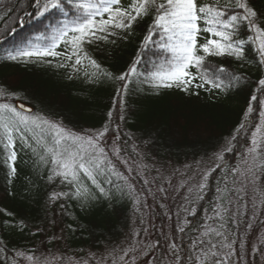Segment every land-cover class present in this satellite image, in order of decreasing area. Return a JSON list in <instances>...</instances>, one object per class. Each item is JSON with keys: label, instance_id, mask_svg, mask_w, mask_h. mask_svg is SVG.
<instances>
[{"label": "rangeland", "instance_id": "obj_1", "mask_svg": "<svg viewBox=\"0 0 264 264\" xmlns=\"http://www.w3.org/2000/svg\"><path fill=\"white\" fill-rule=\"evenodd\" d=\"M220 2L223 4L225 0ZM130 3L131 0H122L123 6ZM147 18L148 16L133 25V34L127 40L115 38V44L101 41L91 46L86 45L85 50L102 69L115 75L126 72L128 65L136 59L142 41L147 35L149 25ZM65 50L64 44L56 49L58 52ZM147 50L149 54L157 52L152 45H149ZM255 52L253 50L254 55ZM156 59L157 56L152 53L151 60ZM15 62L12 61V71L15 73L20 71L19 75L25 77L30 86V94L23 103L30 106L33 112L28 114L19 111L22 115L30 118L39 116L62 124L79 134L95 133L107 126L108 130L99 143L105 149L103 167L104 174L107 173L109 179H99V176L97 178L101 182L112 181L111 184L103 183L105 189H115L118 194L126 195L124 201L128 204L132 216L127 219L121 212L122 220L124 222L128 220L127 231L115 244L103 243L101 248L93 246V244L98 246L95 243L96 232L93 235L89 228H75L72 225L69 227V218L65 224L64 216L71 209L68 207V196L51 199L53 193L62 191H57L61 184L59 177L51 182L47 179L50 174L49 169L52 167L50 159L48 164H44L39 160V156L20 140L23 136L35 147L32 137L34 134L39 135L40 130L37 129L34 133L31 126L25 128L20 125V131L14 133L17 152L16 173L11 176L9 191L0 193V201L4 200L0 203V219L3 221L0 223V264H101V262L102 264H181L184 257L187 264H216V261H220L221 264H264V158L258 153L253 161L247 152L251 145V133L255 131V125L260 124L261 121L250 127L249 136L245 138L236 159L231 163L226 160V155L233 150V140L242 124L246 109L240 87L219 90L206 85V88H201L205 94L203 97L205 104L211 107L210 110L220 109L231 118L230 120L235 118L236 127L235 129L233 127L232 131L219 135L221 129L219 132L218 130L210 132L209 127L203 126L208 137L201 135L199 139H195V135L189 134V136L185 135V139L181 129L184 123L179 126V123L173 120L165 124L164 138L160 140L153 138L149 133L152 127H149L146 130L143 128L146 132L145 135L142 134L144 140H140L138 131L132 130L127 124L126 97L124 96L122 110L117 104L116 89L119 82L113 80L114 93H112L110 109L104 116L105 120L99 122L95 128H89L86 125L68 123L64 115L57 118L51 112H45L43 101L34 92L36 82L42 72L47 70L57 72L60 77L72 71L73 77L67 81L75 80L83 85L106 87L111 79L100 77L93 81L89 76L87 78L83 68L77 72L70 67L74 59L64 61L62 57H47L39 61ZM62 62L66 64L65 67L58 66ZM83 63L87 65L86 60ZM234 64L233 67L239 73L254 75L259 72L256 62L255 65L249 66L242 60L235 59ZM138 67L140 68V65ZM151 68L148 67L146 70ZM88 71L94 69L89 67ZM137 77L130 78L129 86ZM138 81L140 82L141 79ZM195 92H197L196 88L190 89L188 93L170 89L169 96L173 99L182 94L201 95L199 92L198 95L193 94ZM22 93L24 92L11 90L13 95ZM109 112H112L111 118L108 116ZM121 114L123 119H120ZM152 124L154 123L151 122L149 126ZM108 132H112L113 138ZM43 135L50 138V130L45 128ZM216 135L218 137L211 147L199 151L200 144H207L209 137ZM113 140L120 148L119 157L113 154ZM184 142L187 146H183L181 150L189 147L188 157L183 160H179V157L170 159L169 153L173 147L177 148ZM162 144L165 145L164 149L161 148ZM1 145L0 158L7 156L3 143ZM38 151L43 154L42 149ZM184 154L186 157L187 153ZM36 160L37 163H34ZM108 161L115 165V172L122 173L126 180L114 174ZM249 168L251 171H248ZM21 169H25L28 175L35 174L39 182L51 184L46 196L49 201L39 215H34L30 200L16 201V187L17 182L20 181ZM113 178L120 184L119 186L113 183ZM88 184L91 187L90 181ZM129 185L132 187L130 188ZM74 191V188L68 187L70 194ZM212 192L213 203H209L205 208L200 207L201 201L207 194L211 196ZM96 200L103 203L105 198L100 197ZM96 200H87L79 205L82 207L83 204L95 203ZM55 208L56 211H52ZM32 212L33 214H30ZM173 244L175 248L172 247ZM229 244L231 248L227 247ZM29 257L32 259H28Z\"/></svg>", "mask_w": 264, "mask_h": 264}, {"label": "snow or ice", "instance_id": "obj_2", "mask_svg": "<svg viewBox=\"0 0 264 264\" xmlns=\"http://www.w3.org/2000/svg\"><path fill=\"white\" fill-rule=\"evenodd\" d=\"M35 7L37 17L59 13L66 19L60 22L59 27L53 28L49 45L17 49L7 54V60L30 62L47 57H62L64 61L74 59L70 67L77 72L83 68L85 75L93 81L106 77L119 82L116 94L121 110L132 76L142 75L144 79L140 83L148 84L156 94L161 89L173 88L188 93L192 88H206V85L225 90L236 86L242 77L229 74L223 66L214 67L206 62L207 58L229 56L241 60L245 55L246 44L257 52L259 65L264 67V13L258 14L250 0H225L223 4L220 0H131L127 6L122 5V0H35ZM146 16L152 17V23L148 26L141 48L147 49L152 45L157 49L154 53L157 59L152 61L150 70L137 72L143 59L142 53H138L126 72L115 75L102 69L85 50L86 45L91 46L101 41L115 44V38L127 40L133 34V25ZM241 29L250 35L241 38ZM61 44L66 46V50L56 51ZM85 60L87 65L83 63ZM58 66L65 67L66 64L62 62ZM89 67L94 71L89 72ZM259 85L264 91V78L259 80ZM251 100L257 101L258 97L252 95ZM259 103L264 108V100ZM253 111L249 104L245 115ZM108 116L111 118L112 112ZM260 117L261 123L255 125V131L251 133V145L247 149L253 161L258 153L264 158V110L260 111ZM123 118L121 114L120 119ZM20 125L25 128L31 126L34 133L37 129L40 130L39 135L34 134L32 137L35 147L23 136L20 140L44 164H48L50 159L52 167L47 177L49 181L59 177L61 183L74 188L72 198L85 201L100 197L111 199L110 190L105 189L103 183L111 184L112 181L101 182L97 178L104 175L105 171L103 165L106 153L99 142L105 136L107 126L95 133L79 134L39 116H24L11 104H0V143H3L7 152L5 162L10 167V176L16 173L14 133L20 131ZM244 126L242 123L240 128ZM45 128L50 130V138L43 135ZM118 138L117 136L116 139ZM38 149H42L43 154ZM119 152L120 148L113 140V154L119 157ZM108 165L114 174L126 180L122 173L115 172V165L111 161H108ZM85 178L91 182V187L85 182ZM67 195L65 192L53 193L51 199ZM172 247L175 248V245ZM227 247L231 248V244ZM28 259L31 260L32 257ZM216 264L221 262L216 261Z\"/></svg>", "mask_w": 264, "mask_h": 264}, {"label": "trees", "instance_id": "obj_3", "mask_svg": "<svg viewBox=\"0 0 264 264\" xmlns=\"http://www.w3.org/2000/svg\"><path fill=\"white\" fill-rule=\"evenodd\" d=\"M250 4L257 10L258 14L264 13V0H250ZM36 10L35 0H0V104L8 103L15 106L14 103L16 101L26 102L30 94L28 81L25 77L19 75L20 71H18L19 73L12 71V61L7 60V54L30 46L46 47L51 43L50 38L53 35V28L59 27L60 22L66 19V17L59 13H49L44 17H37L35 15ZM69 16H71L70 11ZM147 19L149 25H151L152 17L148 16ZM241 32L245 35L250 34L244 29H241ZM242 33L241 38H245ZM251 47L246 44L245 55L241 60L249 66L255 65V62L257 63L259 72L254 75H247L236 71L233 67L235 65L234 57H208L206 61L216 68L223 66L229 74L241 76L242 79L236 86L242 90L241 95L246 103L245 113L249 104L254 109L252 113L248 115L244 113L243 115L242 123L245 126L242 129L238 128V133L233 140V150L226 155V160L229 163L236 159L245 138L249 136L250 127L261 121L260 111L264 110L259 103L260 100H264V91H262V86L259 85V80L264 78V67L259 65V57L256 52L254 55L253 47ZM138 53H142L143 59L139 64L140 68L137 67V70L138 73H144L146 68L152 67L151 54L156 52L149 54L150 52L147 49L140 48ZM13 62L16 63L15 61ZM131 64L128 65L127 70ZM72 74L73 72L69 71L63 77H60L55 71H44L36 82L34 92L43 101L45 112H51L57 118L64 115L68 123L73 122L79 126L86 125L89 128H95L99 125V122L105 120L104 116L110 109L112 93H114L113 80H109V87L83 85V83H78L75 80L67 81L70 77H73ZM86 77L88 78V76ZM140 79L142 81L144 77L139 75L136 81H132L133 84H130L128 93L125 95L128 105L127 124L132 130L138 131L140 140H144L142 134L145 135L146 131H143V128L146 130L149 127H152L149 129V133L153 135V138H158V140L164 138L166 132L165 124L173 120L177 121L179 126L182 122L184 123L181 129L185 139L189 134L195 135V139H199L201 135L208 137V133L205 132L203 126L209 127L210 132H216L217 130L219 132L221 129L219 135L232 131L233 127L235 129V118L234 120H230L231 118L227 117L220 109H209L211 107L205 104V100L203 99L205 94L201 88L196 89L197 92L201 93L200 96L182 94L180 97L171 99L169 96L170 89H161L159 94H156V91L148 84L143 83V85L140 83L138 81ZM140 84L141 86H139ZM11 90L24 93L13 95L11 94ZM172 90L178 89L173 88ZM252 95H256L258 100L252 101ZM229 98L232 97L229 96ZM215 120L225 124H217ZM151 122L154 124L149 126ZM227 124H229V127H227ZM108 135L112 137L113 134L112 132H108ZM216 137L218 135L209 137L210 140L207 144H200L199 147L201 148H199V151L211 147ZM161 146L164 149L165 145L162 144ZM183 146H187V143L179 144L177 148L173 147L169 153L170 159L175 157H179V160L186 159L190 148L181 150ZM184 153H187L186 157ZM191 154L196 155L198 153ZM5 161L6 156H2L0 158V193L2 194L9 191L8 187H10L11 181L9 165ZM34 163H37V160ZM34 175H28L25 169L20 170V181L17 182L16 187V201L24 202L30 200L34 209V215H39L44 206H47V201H49V198L46 199V196L50 191L48 187L51 184L43 181L39 182V179ZM99 177V179H109L107 173ZM85 182L89 183L86 178ZM113 183L116 186L120 185L115 180ZM68 187V185L61 183L57 188V191L61 190L68 193V207L71 211L64 216L63 221L65 224L69 218L68 226L89 228L93 235L96 232L95 243L98 246L94 244L93 246L98 248H101L103 243L115 244V242L122 239L129 224L128 220L127 222L122 220L121 212L125 214L127 219L132 216L128 204L124 201L126 195L118 194V191H115V189H110L111 199H105L103 203L96 200L95 203H85L81 207L79 203L85 200L72 198V194L68 192ZM23 191H25L24 194H22ZM212 196L213 192L211 196L207 194L199 206L205 208L209 203L212 204ZM3 201H0V203ZM53 210L56 211V208ZM30 214H33V212ZM56 215H58V212H56ZM0 223H3L1 219ZM69 238L67 237V239ZM184 258L181 264H187Z\"/></svg>", "mask_w": 264, "mask_h": 264}, {"label": "water", "instance_id": "obj_4", "mask_svg": "<svg viewBox=\"0 0 264 264\" xmlns=\"http://www.w3.org/2000/svg\"><path fill=\"white\" fill-rule=\"evenodd\" d=\"M15 106L20 112L28 113V114H31L33 112V109L30 106L22 102H16Z\"/></svg>", "mask_w": 264, "mask_h": 264}, {"label": "bare ground", "instance_id": "obj_5", "mask_svg": "<svg viewBox=\"0 0 264 264\" xmlns=\"http://www.w3.org/2000/svg\"><path fill=\"white\" fill-rule=\"evenodd\" d=\"M26 192H27V191H26ZM24 193H25V191L22 192V194H24ZM22 196H23V195H22Z\"/></svg>", "mask_w": 264, "mask_h": 264}]
</instances>
